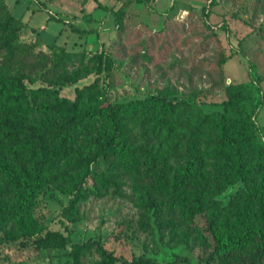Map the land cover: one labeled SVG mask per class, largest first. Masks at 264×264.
Here are the masks:
<instances>
[{"label":"trees","instance_id":"obj_1","mask_svg":"<svg viewBox=\"0 0 264 264\" xmlns=\"http://www.w3.org/2000/svg\"><path fill=\"white\" fill-rule=\"evenodd\" d=\"M20 25L0 0L1 240L34 235L36 248L64 247L67 236L44 229L31 212L37 191L51 184L72 207L127 183L142 217L151 213L179 242L197 241V262L264 264V141L251 113L237 106L244 97L237 85L219 102L224 109L211 111L160 95L101 103L97 76L62 97L58 85L107 69L109 60L55 43L35 49L18 38ZM236 180L242 185L227 202L215 197ZM91 250L96 257L86 260ZM67 252L64 264L156 263L141 254L125 259L90 237Z\"/></svg>","mask_w":264,"mask_h":264},{"label":"rangeland","instance_id":"obj_2","mask_svg":"<svg viewBox=\"0 0 264 264\" xmlns=\"http://www.w3.org/2000/svg\"><path fill=\"white\" fill-rule=\"evenodd\" d=\"M158 1L168 2L166 8L156 9L154 0H2L21 20L18 38L35 41V49L49 51L55 43L109 60L107 69L58 85L60 96L72 98L75 87L97 76L101 103L160 95L211 111L223 110L219 102L237 85L244 93L237 106L251 113L264 141V0ZM44 84L25 81L28 87ZM85 185L95 186L92 176ZM239 185L228 183L215 197L225 203ZM119 189L89 194L69 207L68 194L51 184L41 187L32 214L69 242L39 249L34 235L0 239V264H64L70 243L87 237L125 259L141 254L155 264L214 263L197 262V241L179 242L176 231H160L151 213L141 216L132 188L122 183ZM95 257L91 250L85 259Z\"/></svg>","mask_w":264,"mask_h":264},{"label":"crops","instance_id":"obj_3","mask_svg":"<svg viewBox=\"0 0 264 264\" xmlns=\"http://www.w3.org/2000/svg\"><path fill=\"white\" fill-rule=\"evenodd\" d=\"M159 3V4H158ZM168 2L164 3L163 2H159L158 0H154V5L156 6L155 8L158 10H163L166 8Z\"/></svg>","mask_w":264,"mask_h":264},{"label":"built area","instance_id":"obj_4","mask_svg":"<svg viewBox=\"0 0 264 264\" xmlns=\"http://www.w3.org/2000/svg\"><path fill=\"white\" fill-rule=\"evenodd\" d=\"M209 1V0H208Z\"/></svg>","mask_w":264,"mask_h":264}]
</instances>
